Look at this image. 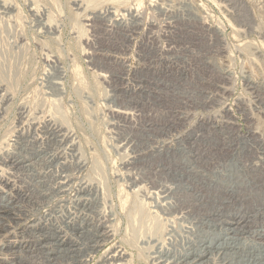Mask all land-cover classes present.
<instances>
[{
	"label": "rangeland",
	"instance_id": "1",
	"mask_svg": "<svg viewBox=\"0 0 264 264\" xmlns=\"http://www.w3.org/2000/svg\"><path fill=\"white\" fill-rule=\"evenodd\" d=\"M5 197L0 264H264V0H0Z\"/></svg>",
	"mask_w": 264,
	"mask_h": 264
},
{
	"label": "bare ground",
	"instance_id": "2",
	"mask_svg": "<svg viewBox=\"0 0 264 264\" xmlns=\"http://www.w3.org/2000/svg\"><path fill=\"white\" fill-rule=\"evenodd\" d=\"M261 2V1H260ZM97 3V2H96ZM7 100V99H6ZM250 117V116H249ZM213 127V126H212ZM52 142V141H51ZM64 146V145H63ZM25 150V149H24ZM17 152V151H16ZM31 153V152H30ZM40 155V154H39ZM19 156V155H18ZM27 156V155H26ZM22 157V156H21ZM16 161H18V160H16ZM15 161V162H16ZM53 161V160H52ZM60 162V161H59ZM14 163V162H13ZM19 165H22V162L21 163H19ZM14 166V165H13ZM18 166V165H17ZM40 166V165H39ZM10 167V166H9ZM19 167V166H18ZM14 168V167H13ZM6 181V180H5ZM246 183V182H245ZM240 186V185H239ZM8 188H9V186H8ZM24 192V191H23ZM32 196V195H31ZM31 199V198H30ZM264 199V198H263ZM238 200H240V201H242V203H245V202H248L247 204H249L250 203V199L249 198H238ZM237 200V201H238ZM261 200V199H260ZM16 201V200H15ZM33 201V200H32ZM213 201H221V202H224L223 204H229V206H230V204H231V202H233V200L232 199H227V198H224V199H217V200H213ZM257 201H258V199H257ZM262 201V200H261ZM35 202V201H34ZM253 202V201H252ZM255 202V201H254ZM263 203H264V201H263ZM255 205H256V203H254ZM221 206H223L222 204H221ZM264 206V205H263ZM263 206H261V208H259V209H253V208H244L243 206L242 207H240L239 208V210H238V212L236 211L234 214H236V215H241L242 214V217L241 218H245V216L247 215L248 216V214L250 213V211H253V212H255V214H256V216L260 219V221H261V224H262V226L259 228H257V229H252V230H250V229H246V223H245V220H243V219H241V221L240 222H238V221H236V222H238V223H236L237 225H240L241 223H244V224H242V225H244V227L242 226V228H240V227H235V226H233V227H231L232 229H233V232H237V234H238V236H239V239H243V238H245L244 236L247 234L248 236H249V238L251 237L252 238V241H254V242H252L251 241V243H257L258 245H260V246H262V247H264V207ZM11 208H12V205H11V201H10V199H8V198H4L3 199V201H1L0 200V218H2V214H4L5 213V215H10L11 214ZM218 209V208H217ZM252 209V210H251ZM211 211H210V213L207 211V213H206V216L208 217L207 218V221H206V225H214V224H216L217 223V221H220L219 220V217L221 218L222 216H223V214H218L217 212L216 213H213L212 212V209H210ZM17 211V210H16ZM17 213V212H16ZM254 214V215H255ZM17 215V214H16ZM216 215V216H215ZM249 216H251V215H249ZM248 216V217H249ZM216 217V218H215ZM238 219H240V217L238 218ZM0 222H1V220H0ZM213 224H212V223ZM249 222V221H248ZM247 222V223H248ZM204 224V223H203ZM224 226V225H223ZM212 227V226H211ZM248 228V227H247ZM232 229H231V231H232ZM22 231V230H21ZM230 231V230H229ZM56 234V233H55ZM234 236H236V235H234ZM8 237V236H7ZM43 237H45V239H53V238H51L52 236H48V237H46V236H43ZM42 237V238H43ZM41 238V239H42ZM56 238V237H55ZM231 238V237H230ZM233 238V237H232ZM39 239V238H38ZM40 239V240H41ZM239 239H236V240H239ZM56 242L55 243H53V242H50V244H59V242H60V240H61V237L58 235L57 236V238H56ZM235 240V239H234ZM233 240V241H234ZM245 240V239H244ZM10 241V240H9ZM231 241V240H230ZM238 242V241H237ZM241 242V241H240ZM245 242H248V241H242V243H240V245H242L241 247H245V245H247V243L245 244ZM229 243H231V242H229ZM61 244V243H60ZM253 245V244H252ZM42 246V245H41ZM223 246V245H222ZM224 246H226V245H224ZM248 246V245H247ZM250 246V245H249ZM248 246V247H249ZM208 247V246H207ZM217 247V246H216ZM232 247V246H231ZM211 249V248H210ZM220 249V248H219ZM231 249V248H230ZM234 249V248H233ZM250 249H251V247H250ZM53 250V249H52ZM221 250V249H220ZM36 251V250H35ZM243 251V250H242ZM12 252V251H11ZM45 252V251H44ZM19 253H20V251H19ZM258 254V253H257ZM50 255V254H49ZM49 255H47V256H49ZM6 257V256H5ZM263 258H264V254H263ZM49 259V258H48ZM181 261V260H180ZM194 261V260H193ZM248 261V260H247ZM256 261V260H255ZM35 262V261H34ZM31 263V262H30ZM37 263V262H36ZM260 263V262H259ZM45 264V263H44ZM181 264H185V263H181ZM186 264H188V263H186ZM190 264H192V263H190Z\"/></svg>",
	"mask_w": 264,
	"mask_h": 264
}]
</instances>
